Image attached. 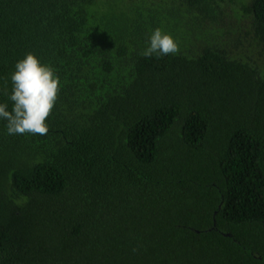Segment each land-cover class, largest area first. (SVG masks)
Wrapping results in <instances>:
<instances>
[{"label":"trees","instance_id":"1","mask_svg":"<svg viewBox=\"0 0 264 264\" xmlns=\"http://www.w3.org/2000/svg\"><path fill=\"white\" fill-rule=\"evenodd\" d=\"M29 52L61 87L0 120V264H264V0H0L9 111Z\"/></svg>","mask_w":264,"mask_h":264},{"label":"clouds","instance_id":"2","mask_svg":"<svg viewBox=\"0 0 264 264\" xmlns=\"http://www.w3.org/2000/svg\"><path fill=\"white\" fill-rule=\"evenodd\" d=\"M179 50L178 41L171 34L157 28L151 33L149 46L141 56L160 58L175 55ZM11 81V111L6 103H0V120L7 122V134L46 135L49 131L46 121L59 98L61 87L60 77L55 69L42 63L37 55L29 52L16 63Z\"/></svg>","mask_w":264,"mask_h":264}]
</instances>
